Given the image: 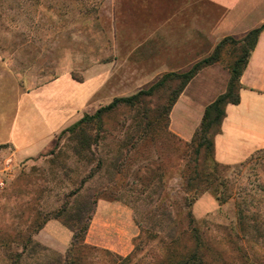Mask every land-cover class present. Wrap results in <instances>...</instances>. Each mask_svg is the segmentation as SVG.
Returning a JSON list of instances; mask_svg holds the SVG:
<instances>
[{
	"label": "rangeland",
	"instance_id": "1",
	"mask_svg": "<svg viewBox=\"0 0 264 264\" xmlns=\"http://www.w3.org/2000/svg\"><path fill=\"white\" fill-rule=\"evenodd\" d=\"M235 3V10L223 19L230 28H255L264 19V0ZM171 4L170 0H0V65L17 75L26 91L68 79L53 95L51 108L57 107L66 118L52 146L19 162L12 161V150L0 149V264H169L175 261L173 256L195 250L194 228L203 242L205 264H264V151L241 165H220L212 171L219 184L217 193L228 200L219 205L205 192L191 207L195 222L189 226L181 208L186 189L181 172L194 156L169 122L165 127L159 123L153 140L143 146L126 154L123 149L125 180L115 178L123 184H107L103 171L86 184L90 190L107 188V200L97 202V207L105 206L103 214L98 217L95 212L87 233L85 243L94 248L89 255L36 230L52 222L68 232L54 216L73 201L70 195L80 181L97 169V157L117 156L122 132L132 125L137 111L121 108L106 116L100 133L105 138L97 154H86L81 163L73 159V142L67 136L59 140L56 155L49 154L62 130L114 98L147 89L164 74L187 72L212 55L217 44L202 33L190 34L173 22L162 26ZM240 48L239 43H227L216 68L229 73ZM165 96L160 92L149 98V110L154 112ZM139 168L152 182L143 196L134 182ZM160 190L174 202L177 242L166 236V229L152 239V226H168L167 218L153 215L154 207L141 199ZM238 205L245 213L243 223L238 220Z\"/></svg>",
	"mask_w": 264,
	"mask_h": 264
},
{
	"label": "crops",
	"instance_id": "2",
	"mask_svg": "<svg viewBox=\"0 0 264 264\" xmlns=\"http://www.w3.org/2000/svg\"><path fill=\"white\" fill-rule=\"evenodd\" d=\"M170 1L171 6H165L168 9L167 15L165 13L163 16L167 19H162V26L173 22L190 34L195 31L202 33L214 44L226 37L235 39L245 36L264 22L263 19L255 28L243 26L231 29L223 19L231 10H235L234 5L238 0ZM229 77V73L216 68V64L197 73L171 109L169 127L175 135L185 142L192 140L205 108L226 91ZM61 81L66 83L68 79L64 77L42 88L26 91L19 84L17 75L0 65V145L12 150L13 162L39 156L52 146L55 136L63 128L66 114H62L57 107L51 108L56 99H53V95ZM239 83V103L225 106L220 132L213 139L214 160L227 167L241 165L257 152L264 151V31L258 36ZM198 97L201 98L200 101H196ZM104 207L96 205L98 217L102 216ZM111 207L113 206H109ZM95 212L91 222L95 218ZM40 230V233L48 232L54 242H71L72 233L68 229V232L62 231L52 222H46Z\"/></svg>",
	"mask_w": 264,
	"mask_h": 264
},
{
	"label": "trees",
	"instance_id": "3",
	"mask_svg": "<svg viewBox=\"0 0 264 264\" xmlns=\"http://www.w3.org/2000/svg\"><path fill=\"white\" fill-rule=\"evenodd\" d=\"M263 31L264 22L258 28L249 31L239 42L232 37H226L216 45L211 56L197 62L187 72H171L164 74L147 89H142L136 94L128 97L114 98L108 105L99 108L94 114H85L80 120L59 133L55 139L54 149L51 150L49 154L55 156L54 150H60L59 140L67 136L68 140L74 144H72L70 148L73 159L81 163L83 159L86 158V154H97L95 152L99 148L102 141L101 139L105 138V136H101L100 133L102 132V124L106 116L115 113L121 108L130 110L135 109L137 111V114L133 117L132 125L128 126L125 132H122V140L119 144L117 156L115 158L110 157V155L106 158L103 156L97 157V169H94L85 179L80 181L78 188L70 195L73 201L68 202L53 218L59 220L60 223L72 233L70 248L73 251L80 250L83 254L89 255L94 249L85 243V238L97 202L101 199L107 200L104 196V191L107 188L104 187L101 189L95 187L90 190L86 187V184L91 180L99 178V173H101V171H103V175L107 177V184L115 182L116 176H120L125 180L126 174L122 170L124 169L123 149H126V154L131 148L143 146L145 142L153 140L155 127H158V124L161 122H163V127L168 124L171 109L188 83L203 68L219 61L221 49H223L227 43H239L241 44L240 55H238L237 59L229 67L230 77L226 91L205 108L201 123L194 132L192 140L185 143V146L192 150L194 158L185 162L184 169L181 172L183 184L186 188L185 197L183 199L185 204H181V208H185L186 210L184 214L189 226L195 222L191 207L205 192H210L220 205L227 202V196H221L217 193L219 184H217V178L212 174V171L220 167L214 160L213 139L214 136L220 132V126L225 117V106L228 104L237 105L239 103V91L241 88L239 79L247 64L250 53L255 48L258 36ZM160 92H166L164 102L154 112H151L147 106V100ZM90 130L95 131V135L92 136L91 133H89ZM123 146L126 148H123ZM6 147L5 145H0V149ZM92 147L95 149L94 152L92 151ZM136 177L134 182L136 187L140 189L137 192L143 196L147 189H150L152 182L148 180L147 177L141 175L140 168L136 171ZM122 179H120L121 181L118 183L115 182V186L121 183L123 184ZM112 193L114 194L115 192ZM162 193V190L155 191L151 195L146 194L144 199H141L146 205L154 207L153 215L159 214L161 217L167 218L168 226H164V228H161L157 224L152 226V239L158 238V234L166 229V236L177 242L179 234L176 232V228L172 226L174 221L171 209L174 202H171L168 196H164ZM114 200H117V198H114ZM150 213L151 212H149V214ZM237 216L240 223L245 221L244 210L239 205L237 206ZM44 224L45 222L40 224L36 230L42 229ZM192 231L195 250L191 252V254L187 253L181 256H173L175 261H170L169 264H176V261L177 264H205L202 252L204 248L203 242L197 230L194 228Z\"/></svg>",
	"mask_w": 264,
	"mask_h": 264
},
{
	"label": "built area",
	"instance_id": "4",
	"mask_svg": "<svg viewBox=\"0 0 264 264\" xmlns=\"http://www.w3.org/2000/svg\"><path fill=\"white\" fill-rule=\"evenodd\" d=\"M0 185L3 186V183L1 182Z\"/></svg>",
	"mask_w": 264,
	"mask_h": 264
}]
</instances>
